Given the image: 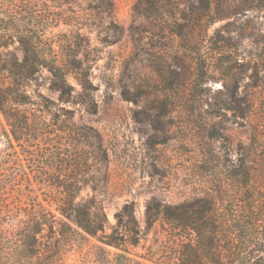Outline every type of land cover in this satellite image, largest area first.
I'll list each match as a JSON object with an SVG mask.
<instances>
[{
	"label": "rangeland",
	"instance_id": "1",
	"mask_svg": "<svg viewBox=\"0 0 264 264\" xmlns=\"http://www.w3.org/2000/svg\"><path fill=\"white\" fill-rule=\"evenodd\" d=\"M29 1L36 5L44 34L40 44L50 59L77 66L67 67L69 93L63 97L46 69L26 87L33 99L42 94L72 112L46 115L52 122L58 119L57 125L25 150L43 147L48 153L61 146L67 147L66 156L63 162L34 161L17 146L21 161L14 166L32 181L21 180L9 189L10 202L27 208L40 202L58 214L54 200L60 190L35 176L88 177L80 197H95L107 215L108 232L117 212L134 203L143 238L131 251L150 260L132 256L158 264L171 245V230L162 220L146 227L150 201L179 203L212 189H236L231 171L249 143L251 120L259 119V109L251 106L257 95L251 74L258 61L254 36L264 29V19L252 10L235 13L244 0H229L230 14L210 26L201 0ZM219 7L215 4V16L226 4ZM217 29L227 48L216 56L227 61L210 66L207 39ZM0 50L23 57L18 41ZM207 101L219 103L218 108L209 110ZM26 107L38 112L36 105ZM245 107L246 118L241 116ZM1 124L6 127L0 114V129ZM85 127L99 138H86L95 132ZM7 148V138L0 134V156ZM80 155H87V164H78ZM77 231L59 262L95 264L90 253L96 254L100 242ZM60 237L56 231L53 240Z\"/></svg>",
	"mask_w": 264,
	"mask_h": 264
},
{
	"label": "trees",
	"instance_id": "2",
	"mask_svg": "<svg viewBox=\"0 0 264 264\" xmlns=\"http://www.w3.org/2000/svg\"><path fill=\"white\" fill-rule=\"evenodd\" d=\"M201 1L208 10L209 26L230 14L229 0ZM31 3L29 0H0V48L18 41L23 50L22 59L12 51L0 50V114L6 125L1 124L0 134L8 142L6 153L0 156V264H61L58 258L67 244L74 243L77 230L100 242L94 248L96 254L90 253L95 264H147L132 256L150 260L131 251L143 238L134 203H126L117 212L116 224L108 232L107 215L95 197H80L88 177L55 172L35 176L40 183L60 190L54 200L59 215L35 200L37 203L31 208L10 202L9 189H14L21 180L32 181L29 174L24 170L17 171L14 166V161H21L17 146L34 161L48 158L63 162L66 156L63 150L67 147L61 146L60 151L56 149L60 147H54L48 153L43 147L25 150L32 146L31 141H42L50 125H57L58 119L52 117V122L46 115L58 117L72 112L42 94L33 99L26 87L46 69L52 75L53 86L63 97L69 93L67 67L77 66L75 62L59 63L58 59H50L49 52L40 44L44 34L41 23L36 21V5ZM222 3L226 4V9L215 16V4L220 9ZM246 10H252L264 19V0H244L241 5H236L235 13ZM222 37L217 29L207 39L210 66L222 59L216 56V51L227 48L221 43ZM254 42L258 61L251 78L257 95L251 106L259 109V119L255 123L251 120L249 143L242 146V155L231 171L236 189H212V192L179 203L150 201L146 207V227L151 228L162 220L171 230V245L168 250L164 249L158 264H264V29L256 33ZM48 50L52 51V47ZM239 59L237 57L236 62ZM27 104L36 105L38 112L27 108ZM207 104L209 110L219 106L217 102L207 101ZM241 116H248L246 107ZM85 128L95 132L90 127ZM90 136L99 138L96 132L86 134V138L90 139ZM12 153L16 154L15 158H8L7 155ZM79 159L83 161L78 164L88 163L87 155H80ZM56 231L62 237L53 240Z\"/></svg>",
	"mask_w": 264,
	"mask_h": 264
}]
</instances>
